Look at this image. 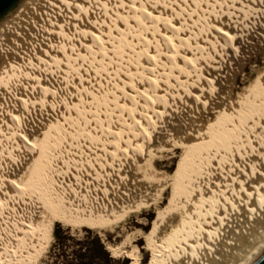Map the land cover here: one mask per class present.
I'll use <instances>...</instances> for the list:
<instances>
[{
    "label": "bare ground",
    "instance_id": "obj_1",
    "mask_svg": "<svg viewBox=\"0 0 264 264\" xmlns=\"http://www.w3.org/2000/svg\"><path fill=\"white\" fill-rule=\"evenodd\" d=\"M230 1L231 3H229ZM258 1L261 0H248L245 3L243 0H241L240 2H238L237 5V3H235L236 0H226V3L222 1L224 4L220 6V2L218 3V0H119L118 2H116V0H22L18 8L0 23V143L3 145L5 138L7 139L8 137H10L12 132L11 130V132L5 133V130L9 125L8 123H10L13 127V134L14 136H17L16 139H19V143L21 146L25 147L26 149H32L31 151H34V153H39V151L43 150L41 148L40 150L38 149V151H36L38 148H36V146H39V140L37 136L39 128L34 129L36 130V132L28 130H19L20 125L23 121L22 117L19 116L18 110L15 106L16 104H20L24 108L31 109L32 106L36 107L39 103H41V100H43L42 97L48 98L49 94H51L52 92L55 93V91H57L55 89L58 86L54 87L55 85L53 83L55 80H53V82H50L53 84L49 85L50 78L42 79L41 77L35 75V70L43 71L42 69L45 68L48 71L49 66L53 64H59V67L64 66V69L67 70V73L69 74L71 73V66H73L71 61H74L70 59L75 58L77 60L79 58H83L85 61L87 60L85 58L89 55H100L102 57L105 56L108 52L112 56V61L110 65L108 64L110 66V70H108L109 74L107 78L109 79L106 80L107 82H105V80L101 78V76L99 77L100 73L102 74L99 68L96 75L93 74L95 76L94 81H90V77H88L87 79L84 77H79V81L76 84V81L74 80L72 83L73 86H71H75L74 89H76V98L74 99V103L71 104L72 101L70 99L69 101L68 99H66L64 106L66 107L67 112L65 111V108H63L61 111L55 110L56 112L52 113L50 119V116L48 115V119L44 120V124H46V127L49 128L51 126H54V123L60 120L62 127L64 126L62 128L64 129L63 131L67 133L71 124L74 123V118L77 117L75 121H79V126H81L83 130L85 128L83 126L85 125V118H89L90 116L95 117V119L98 121L96 127L101 128V131L97 132H100L102 135H104L103 133L110 134V136L112 137V139H109L107 141V139H105L106 136L103 139H100L101 136L99 137L95 134V137L99 138V140L102 141H100L101 143L99 145V153H95L97 154V158L94 156V159H97V161H95L97 163H100L101 165H104V167L107 166L110 167L113 171H116L115 168H118V161L115 162L114 158H116L117 154H121L122 156L125 155L126 157L130 154H133L135 156L136 154H138V149L142 147V156L136 158V160L134 159L137 165H142L143 160H145L151 155L154 156L156 153H158L159 150L156 147L155 142L152 143L151 141H149L150 143L148 144V142H146L145 140L144 144L140 137L144 136V134H148L149 132H151L148 130V128L150 127L149 124L156 125L155 119L160 113H162L161 109H159V105H156L160 98L165 95L162 94V92L164 93V91L169 90V88H172L175 96L176 94L181 93L183 91L184 97H182L185 101H188L189 98L192 97V102L190 99L191 104H206L205 95L207 91L205 92L203 88H198L199 86H196L199 80L203 81L204 83H209L211 85L213 84L210 81L212 80L214 82V80L211 79L212 73L207 74L208 72H206L207 78L204 75L205 71H208L206 67L203 66V72L200 71V66L203 65V60L201 59L199 50H201V48L204 49L205 47L212 48V46L216 48V40L219 38L220 41L221 39L230 40L232 42L236 41V37L234 34V32L236 33V31L232 32V29L235 30V25L237 23L239 24L240 22L237 21V18L241 17L240 15L246 11L247 6L248 8H251V3L255 6ZM58 4L62 7V9L65 8L68 10L71 15L70 20L67 16V18L63 17L64 15H62L61 13L60 14L62 15V18L56 15L57 11H60V7H58ZM97 11H99L100 13ZM259 11L260 9L257 12ZM234 14L237 17V20H234ZM255 14L257 15V13ZM80 15L82 17L83 22L79 20ZM245 16L248 17V15ZM249 16L251 15L249 14ZM262 16H264V13L262 14ZM79 21L82 23H80ZM242 22H245V20ZM42 24H44L45 28H43ZM81 25L83 28L81 27ZM50 28L53 30V32ZM41 29H46L48 33H55L57 35V38L63 41L62 45L59 46L57 44H54L55 42L53 41V50L51 49L52 52L49 51V48L42 50L41 48L43 44L41 43L42 45H40V43H38V40L36 39L41 38V35L45 34V31L43 33L41 32V35L39 34V31ZM197 31H200L199 39L197 38ZM45 41L48 42L47 40ZM118 42L121 43L120 46ZM97 44H100L101 48H99ZM188 47H190L192 51H187ZM119 50L120 52L118 53ZM194 50L195 53H199L200 57L196 56V54H193ZM197 50L198 52H196ZM126 54L129 55L126 56ZM119 55H124V59L122 57H119ZM96 58H98V56ZM86 63L88 64V62L85 61V65ZM95 63L97 64L98 62L95 61ZM84 68L85 66H82V70H84ZM197 70H199V75L198 73H196ZM210 70L209 73L211 72ZM21 73L23 74L22 77H20ZM195 73L198 75V77L195 75ZM80 74H82V72ZM182 74L185 75V77ZM196 78L198 79V81H196ZM104 85H107L106 91L103 88L107 97H104L103 93H99L101 91L100 87ZM2 87L4 91H2ZM163 87L166 90L162 91ZM188 87H190L189 90ZM191 88L194 89L193 94L191 93ZM42 92L44 93V95ZM37 93L38 96L41 98H39L38 100H31V97H33ZM71 93L74 92H70V94ZM238 95L234 100L233 98L228 97V101H226V104H224L223 108H221L218 103L219 106L212 110V112L207 117V120H205L206 123L203 120L201 122L202 124H200V126H197V128L192 132H189L187 130L186 133L185 129L183 128L184 126L182 127L184 129L183 134L185 135L182 137V140H191L190 142L195 145L203 147L206 146L208 148V151L200 159L194 169V174L190 186L189 201L181 207L172 210L168 215H166L164 217L163 222L159 225L156 234L154 235L153 241L156 242L155 248L160 250V254L157 258L156 264H251L257 257H259V255H261V253L264 252V94L256 95V97L253 98L251 101V94L249 93L247 95L249 98L247 99L245 97L240 98L238 97ZM165 96L167 97L168 95ZM46 98L44 100H46ZM83 98H85L86 100L82 103L80 100ZM49 100L47 101L49 102ZM211 100L214 99L211 98ZM183 101H180L179 103H182ZM148 102L153 103L151 105H154L153 107H150L149 105V107L152 109H149V107L146 106ZM219 102H221V100ZM178 108L181 109L180 107ZM178 108L176 107V109ZM109 109H111L112 112L110 116H112L114 113L119 112V114L121 115L120 117L122 119V125L115 126L114 124H116L117 122H112L111 125H107L104 122V119L107 118V114L110 113ZM185 109H187V106ZM219 112H226L228 119L229 117L231 119H229L228 122H225L223 124L214 122L211 129L207 130L205 127L209 126L210 117L212 115L214 117L215 114ZM101 113H103L104 116L101 120H98V114L100 115ZM20 114H23V112L21 111ZM28 119H30V117ZM26 123H28V121ZM89 123H86V125ZM54 129L56 128H52V131ZM134 129H137L135 130L136 132H134ZM57 130L58 129H56L57 133H55L56 135L59 134L60 136L62 133L60 132V134ZM174 131L177 134H180L179 129ZM86 132L87 135L91 134V131L89 130ZM137 132L140 133V136L136 134ZM40 133L43 135L45 134V127L42 128ZM47 133H49V130ZM153 133H155V131ZM62 137L60 138L66 140L64 137ZM155 140L156 138H153V141ZM48 142L49 141L47 140V143ZM57 143H59V141ZM60 145H62V143H59L58 145L59 147H62ZM4 146L2 148H4ZM62 149L63 148H61V150ZM41 153L44 154V152ZM90 156H92V154H90ZM47 163L48 162H46V165ZM115 163L117 164L116 166ZM123 164V169H126V163ZM47 167L49 170V164ZM75 170L77 172V169ZM18 171H20V169ZM100 172L98 170L97 175ZM81 173L82 172H80V174ZM12 174L13 173H11L10 175ZM80 174H78L77 177L80 176ZM111 174L113 173L111 172ZM7 175L9 176V174ZM84 176L85 175L82 174V176H80V179L75 178V181H77V183H73V186L75 187V185L79 184L77 190L79 189V187H81V185L82 188H85L83 186H85V184H87V182L89 181V179L87 181V177H89V174L88 176ZM44 177L45 176H42V178ZM90 178L92 177L90 176ZM101 178H103V176ZM130 178L136 182V187L139 186V191L136 189L139 193V196H141V198L145 197L144 199L147 198L146 202L148 201L149 204L148 199L151 198L148 197H151L154 191L152 186H150V188L144 187L145 184H143L144 182L142 180H139V176L135 177L132 174V177ZM107 179L109 180V177ZM55 180H52L54 183H56L53 188H55L56 185L57 187L63 188L61 184L64 181L61 180L62 183L59 182V184L55 182ZM70 181L67 180L65 182ZM5 183V185H8L9 190L5 189L7 193L5 194V197L0 196V206L2 207V209L7 204V199L11 198L13 200L14 193H16L18 190H21L23 187L20 186L13 179L10 181H6ZM99 184H101V181ZM107 184L104 183V185ZM116 184L118 185V181ZM126 184L128 185L129 183ZM66 188L67 186L65 187V189ZM91 189L93 191V188ZM23 193L27 192L24 191ZM66 193L67 192H65V194ZM89 194L90 195L88 196L90 198L91 193ZM129 194V198H131V196H134V194L131 192ZM145 194L147 196H145ZM35 195H38V193ZM54 195L56 194L54 193ZM23 197L26 196L24 195ZM42 197L44 201V207L40 206L42 212H38V210V213H36V211L34 212L33 210H31V212H29L28 214V208H24L23 206V208L25 209L22 210L23 212H17L18 210L16 209V214L18 215L16 221L13 219V217L7 218L6 220L3 219L4 221H0V233H4L9 237V239H7L9 240L8 245L11 246L10 249H12V251L17 255L19 259H16L17 261H19L17 264H33L32 259L36 258V256H38V254L41 253L42 250H44V241L38 244L35 241L29 243V240L27 241V238L25 237L30 235L33 239H35V236L36 238L38 236L40 238L38 240L42 241V239H44V234L53 231L56 216L52 213V209L49 205V200H51L54 204V212L67 214L68 216L72 217L73 220L78 221L80 223L100 224L104 223L102 220L107 221L108 219H110L111 216H114L109 212V209L104 206L103 209L93 210V205L91 211H89V214H85V212H78V209H76L77 211L75 210L72 212L70 209H72L73 206H71L70 208L67 207L66 205L69 202L66 199L65 200L68 203L66 205H63L64 203H59L57 201L58 198L56 197L57 200L56 198H54L55 196H52L50 198L46 197V202L44 200V196ZM61 197L59 198L61 199ZM141 198L139 199V201L141 200ZM114 199H116V203L118 204V198L114 197ZM81 200L79 201L80 203ZM18 202L19 201H17V203ZM85 202L86 201H84V203ZM100 202L101 201H99V203ZM136 202H138V200ZM72 203H74L73 200ZM111 203L114 205L113 202ZM129 203L131 204V202ZM125 204L124 206H126ZM82 205L83 204H81V206ZM107 205H109V203ZM96 206H94V208ZM133 207L135 206L133 205ZM137 207L139 208L140 206ZM7 209H5V211ZM123 209L121 211L120 216L122 215ZM127 209L130 208L128 207ZM131 212H129V214ZM47 215V218H49L48 220L45 219ZM178 219L182 221L181 226L189 225L191 227V230L193 229L192 239L185 240V246L181 249L172 248V246L176 245L175 242L173 240H168L167 236L169 235H163L161 232L168 224H172ZM180 227H177L176 230L181 229ZM47 239L48 238H46V240ZM1 240L3 241L4 239ZM3 250H5V252L7 250V246L4 242L0 243V257L3 256ZM8 251L10 253V250ZM11 257L13 258V256ZM4 261H1L0 263L3 264ZM11 261L13 262V260ZM12 262H10V264Z\"/></svg>",
    "mask_w": 264,
    "mask_h": 264
},
{
    "label": "rangeland",
    "instance_id": "obj_2",
    "mask_svg": "<svg viewBox=\"0 0 264 264\" xmlns=\"http://www.w3.org/2000/svg\"><path fill=\"white\" fill-rule=\"evenodd\" d=\"M118 1L119 0H116V2H118ZM222 1L224 3H226L225 2L226 0L225 1L222 0ZM222 1L218 0V3L220 2L219 3L220 6L222 4H224ZM240 1L241 0H238V1L236 0L235 3H237V5H238V2H240ZM243 1L245 3L248 0H243ZM263 1L264 0L258 1L257 4L255 5L256 7L251 3V8H248V6L246 7L248 9V10L246 9V11L248 13L245 11L244 13H242L240 15L241 17L237 18L235 16V14H234V16H235L234 20L238 19L237 21L238 22L240 21L239 24L237 23L235 25L237 28L235 27V30L232 29V32L236 31V33L234 32L235 37H236V39H235L236 41L232 42L230 40L221 39V41H222L221 42L219 40L220 39L219 38V39L216 40V42H217L216 48H214L213 46H212V48H206L204 46L206 49L205 48L204 49L201 48V50H199V53L201 55V59L203 60L202 61L203 65L200 66L201 70L200 69L199 70L202 71V69H204V67H206L208 69V71L206 70L204 75L206 76L207 74H211L212 73V75H211L212 78L211 79L214 80V82L212 80L210 81L213 84V85H211L209 83H204L203 81H200V80L198 81V79L196 78L197 79L196 81H198V84H199V85L197 84L196 87L199 86L198 88H203L205 92L207 91L206 95H205V98H206L205 99V103L206 104H204V105H203V103L198 104V105L195 104V103L191 104V102H192L191 98L192 97H190L188 101H185L184 98H183L184 97V92L183 91L181 92L182 94L178 93L175 96L174 95V91L172 90V88L171 89L169 88L170 91L166 90L164 87L162 88L163 89L162 91L166 90V91H164V93L162 92V94L168 95L167 97L165 95H163V97L160 98L161 101L159 100L156 103V105H159V109H161L162 113H160L158 115L159 117L157 116V118L155 119V124L156 125L149 124L150 127L148 128V130L151 131V132H149L148 134H144V136L146 135L145 137L144 136L140 137L144 144H145V140H146V142H148V144L150 143L149 141H151L152 143L155 142L156 143V147L159 150H158V153H156L154 156L151 155L148 158H146L145 160H143L142 165H140V166L135 163V160H136V158H139V157L142 156V149H141L142 147H140L138 149L139 150L138 154H136L135 156L133 154L132 155L130 154L129 156L126 157L125 155L122 156L121 154H117L116 158H114V159H115V162L118 161L117 164H118V168L119 169L116 167L115 168L116 171H113L110 167H107V166L104 167V165H101L100 163L96 162L97 159H94V158L99 153V149H100L99 145H100V143L102 141L99 140V138H96L95 136L96 135H98L99 137L101 136L100 139H103L106 136L105 139H107V141L109 139H112V137L110 136V134L103 133L104 135H102L100 132H97V131H101V128H97L96 127V124H97L98 121L95 119V117H91L90 116L89 118H85V123H84L85 125L82 124L85 127L83 130H82V127L79 126V123H78L79 121L78 120L75 121V119L77 117L74 118V121H73L74 123L71 124V126H70L69 130L67 131V133L63 131L64 129H62V128L64 126L62 127V124H61L60 120L57 121L56 123H54V126H51L49 128H47L46 124H44L45 123L44 120L48 119V115L50 116L49 117V119H50L51 116H52V113H55L56 111H61L63 108H65V111H66V107L64 106L66 99H68V101L70 99L72 101V102L70 101L71 104L74 103V99L76 98V95H75V92H76L75 90L76 89H74L75 86L71 87V86H73L72 83H73L74 80L76 81V84L79 81V77H84L86 79L88 77H90V81H94V79H95L94 75H96V73L98 72V68H99L100 72H102V74L104 75L103 76L100 73L99 77L101 76V78H103L105 80V82H107L106 80L109 79V78H107L108 74H109L108 70H110V66L109 65L111 64V61H112L111 60L112 56L110 55V53L107 52L105 56H102L103 58L100 55H89V56H87L85 58L87 60H85V61L88 62V64L91 67L87 63L85 65V61H84L83 58H79L77 60L75 58L70 59V60H74V61H71L73 66H71L72 67L70 69L71 73H69V74L67 73V70L64 69V66L63 67H59V64H53V65L49 66L48 71L45 68L42 69L43 71H39V70H35L34 71L35 75L41 77L42 79H47V78L49 79L50 78L49 79V85L54 83V85H55L54 87H57V86L58 87L55 89V90H57V91H55V93L49 92L51 94H49L48 98L42 97L43 100H41V103H39L38 106H36V107L32 106L31 107V109L33 108L32 111H31L30 108L22 107L20 104H16L15 105L17 110H18V114H19L20 117H22V121H23L22 124L20 125L19 130L20 131L21 130H23V131L24 130L25 131L28 130V131L36 132V130H34V129L39 128V130H38L39 132H38V135H37L38 136V140H39L38 141L39 146H36V148L38 147L36 151H38V149L40 150L41 148L43 150L39 151V153H37V152L34 153V151L33 152L31 151L32 149L29 148L30 149L29 150L28 148L26 149L25 147L21 146L20 143H19V139L18 138L16 139L17 136H14V134H13L14 133L13 132V127L11 126L10 123H8L9 124L8 127H7L8 129L6 128L5 133H9V132L12 131L11 135L7 139L5 138V141L3 142V145L0 143V184L2 185V186L0 185V190H1L0 191V196L5 197V194H7L6 190L7 189L9 190L8 185H5L6 181H10V180L13 179L20 186H23V187H22L21 190H18L17 192L15 190L16 193H14L13 200L11 198L7 199L8 202L5 205V207H3V209L0 206V221H4L7 218H12V217L16 221V218L18 216L16 214V211L18 210L17 212H23L22 210H25L24 209L25 207L28 208V211L26 210L28 212V214H29V212H31V210H33L34 212L36 211V213L42 212L41 207H44V201H43V197L42 196H44V200H45L46 197L50 198L52 196L53 197L55 196L54 198L57 197L58 200H57V198H56V200L59 203H61V204L64 203L63 205H66L68 202L69 203L71 202L70 204L68 203L69 205L67 204L66 206L69 207V208L71 206H73L72 209H70L72 212L75 211L76 209H78V212H83V213L85 212V214H89V211H91L93 205L94 206L97 205L95 208L93 206V210L103 209L104 207H106V208L109 209V212L111 214H113L114 216L116 215L118 218L116 216L115 217L114 216H111V217L109 216L110 219H108L107 221L102 220L104 223H100V224L80 223L78 221L73 220V218L68 216L67 214L54 212L53 211L54 204H53V202L51 200H49V205H50V207L52 209V213H53V215L56 216L55 217L53 231L44 234V239H42V241L38 240V239H40L38 236H37V238L35 236L36 240L33 239L30 235H28L29 238H28V236L25 237V238H27V241L29 240L28 241L29 243H32L34 241L37 244L41 243L43 241H44L43 244L45 243L44 244V246H45L44 250H42V252L39 253L38 256H36V258L32 259V263L33 264H103V256L97 250L96 244H94V242H96L97 238L100 239L101 244H103V246L105 247L106 251L108 253H110L111 257L113 259L117 260V261H119V260H121V261L128 260L129 264H152L153 260H155V258H156V261H157V258L159 257V254H160V250L155 248L156 242L153 241L154 235L156 234V231H157L159 225L163 222L164 217L166 215H168L172 210L181 207L182 205H184L185 203H187L189 201L190 186H191V181H192V177H193V174H194V169L197 166V164L200 161V159L208 151V148L206 146L203 147V146L195 145V144L190 142L191 140H186V139L182 140V137L185 136L183 134V132H184L183 130L185 129L186 133H187V130L189 132H192L193 130H195L197 128V126H200V124H202L201 122L203 120L204 121L207 120V117L209 116V114L212 112V110L214 108H216L219 105L221 106V108H223L224 104H226V101H228L227 100L228 97L229 98H233V100H234L236 98V96L239 94L238 97H240V98L241 97H245L247 99V98H249L247 96L248 93H249V94H251V96H250V101H251L253 98L256 97V95L264 94V25H263L264 24V16H262V14L264 13V7H263L264 2ZM229 3H231V1ZM261 5H262V7H261ZM58 7H60V9H59L60 11H57L56 15L58 17H60V18H62V15H64L63 17L67 16L69 18V20H70L71 19V15L68 12V10L65 9V8L62 9V7L59 4H58ZM255 8H256V11H255ZM259 9H260V11L257 12ZM97 12H99V11H97ZM255 13H257L258 17H257V15ZM249 14L251 16H249ZM245 15H248V17L245 16ZM250 17H252L253 20ZM245 18H247V19H245ZM231 19H232V17H231ZM73 20H75V19H73ZM79 20L83 22L81 15L79 17ZM244 20H245V22H242ZM256 21L257 22L259 21V22L257 23ZM82 22H80V23H82ZM242 23H244L245 25L242 24ZM255 23H257V24H255ZM247 24L251 25V26H248ZM42 25H43V28H45L44 24H42ZM81 27H82V25H81ZM89 31H92V30H89ZM41 32L42 33L44 32L45 34H42V35H45V36H42ZM52 32H53V30H52ZM52 32L48 33V31L46 29H41L39 31V34L41 35V38H36V39L38 40V43H40V45L43 44L42 48L40 46V48L42 50H45L46 48L47 49L49 48V51L52 52V50H53L52 49V47H53L52 45H53L54 42H55L54 44H57L59 46L62 45L63 41L60 40L59 38H57V35L55 33L52 34ZM196 34L198 36L197 38L199 39L200 31H197ZM54 39H56V40H54ZM45 40H47L48 42H46ZM227 42H228V44H227ZM222 43H223V45H222ZM118 44L120 46L121 43L118 42ZM97 46L99 48H101L100 44H97ZM187 51H192V49L190 47H188ZM119 52H120V50L118 51V53ZM196 52H198V50ZM201 52H202V54H201ZM199 53H195V50H194L193 54H196V56H199ZM107 55H109V56H107ZM127 55H129V54H126V56ZM97 56H98V58H96ZM119 57L123 58L124 55L123 56L119 55ZM81 59H83V60H81ZM95 61H97L100 65L98 63L96 64ZM210 62H211V64H210ZM74 64H75V66H74ZM55 65H57V66H55ZM82 66H85L87 72L85 71V68H84V70H82ZM58 67H59V69H58ZM208 67H210L211 70ZM73 68H74V70H73ZM96 69H97V71H96ZM78 70L80 71V73L82 72V74H80ZM199 70H197V72H196V73H198V75H199V72H198ZM209 70L211 71L210 73H209ZM74 71H75V74H74ZM92 71H94V72H92ZM36 72H37V74H36ZM91 72H92V74H91ZM206 72H208V73L206 74ZM196 73H195V75L198 77V75ZM43 74H45V75H43ZM22 75L23 74L21 73L20 77H22ZM46 76H48V77H46ZM183 76L185 77V75H183ZM206 78H207V76H206ZM53 80H55V81L53 82ZM56 81H58V82H56ZM50 82H53V83H50ZM64 83H66V84H64ZM200 84L202 86H204V87H202ZM106 86L107 85H104V86L100 87L101 91L99 92L100 94L103 93L104 97H107L105 95V91L107 90ZM206 86H207V88H206ZM103 88L105 89V91H104ZM189 88L190 87H188V90H189ZM190 90H191V93L193 94L194 89L191 88ZM2 91H4L3 87H2ZM70 92H74V93L70 94ZM43 95H44V93H43ZM53 95H55V96H53ZM227 95H229V96H227ZM37 96H38V93L35 94L33 97H31V100H38L39 98H41V97H39V96L37 97ZM210 96L215 101L211 100ZM45 98H46V100H44ZM190 99H191V102H190ZM47 100H49V102ZM85 100L86 99L83 98L80 101L83 103ZM220 100H221V102H219ZM180 101H183V102L179 103ZM37 103H38V101H37ZM183 103H185V104H183ZM218 103H219V105H218ZM152 104H153L152 102H148L146 106L149 107V105H150V107H153L154 105L151 106ZM182 105L183 106L185 105L184 108H183ZM211 105H212V107H211ZM186 106H187V109H185ZM150 107H149V109H152ZM176 107L177 108L180 107L181 109H179V108L176 109ZM46 108H47V110H46ZM27 109L29 111H31V112H29ZM21 111L23 112V114H20ZM109 111H110V113L107 114V118L104 119V122L107 125H111L112 122L119 123V124H117V123L114 124L115 126L122 125V119L120 117L121 115L119 114V112L118 113H114L115 115L113 114L112 116H110V114L112 113L111 109H109ZM28 113H30V114H28ZM75 115H78V114H75ZM25 116H28V117H25ZM103 116H104L103 113H101L100 115L98 114V120H101L103 118ZM29 117H30V119H28ZM172 119H173V121H172ZM229 119H231V118L229 117ZM229 119H228V116H227L226 112L225 113L224 112L216 113L214 117H213V115L210 117V124H209V126H206L205 128L207 130L211 129V127L213 126L214 122H217L219 124H223L225 122H228ZM95 120H96V122H95ZM27 121H28V123H26ZM89 121H90V123H89ZM92 121H94V122H92ZM120 121H121V124H120ZM183 121H185V122H183ZM186 122L187 123L189 122V123L187 124ZM86 123H89V124L86 125ZM205 123H206V121H205ZM158 125H159V127H158ZM44 127H45V134L43 135L40 132H41L42 128H44ZM52 128L58 129L57 131L59 133L61 132L62 134L60 133L61 134L60 136H59V134L56 135V133H57L56 129H54L55 131L54 130L52 131ZM178 129L180 131V134H177L174 131V130H178ZM48 130H49V133H47ZM88 130L91 131L90 135L86 134L87 133L86 131H88ZM135 130H137V129H134V132H136ZM170 130H172V131H170ZM73 131H74V133H73ZM154 131H155V133H153ZM140 133H141V131H140ZM140 133L137 132L136 134H138V136H140ZM147 135H148V137H147ZM52 136H53V138H52ZM62 136L66 140L61 139L60 137H62ZM176 136H177V138H176ZM9 138H10V140H9ZM142 138H144V139H142ZM146 138L147 139L149 138V139L147 140ZM151 138H152V140H151ZM153 138L154 139L156 138V140L153 141ZM47 140L49 141L48 143H47ZM57 140L59 141V143H62V145H60L62 147L58 146L59 143H57L58 142ZM1 145H2V147L5 145L4 148H2ZM118 145H119V143H118ZM5 148H7L8 150L5 149ZM61 148H63V149L61 150ZM23 150L24 151L27 150V151L24 152ZM41 152H44V154L41 153ZM95 153H97V154H95ZM90 154H92V156H90ZM32 155H34V156H32ZM128 157H129V159H128ZM127 160H129V161H127ZM46 162H48L47 165H46ZM123 163H126V166H125L126 169H123V165H124ZM48 164H49V170H48V167H47ZM117 164L115 163V166ZM16 167L17 168L19 167V168L17 169ZM97 167H98V169H97ZM44 168H47V169H44ZM72 168L74 169V171H73ZM19 169H20V171H18ZM75 169H77V172H76ZM82 169L84 170V172H83ZM98 170H99V172L101 170V172H100L101 176H100V173L97 175V171ZM58 171H60V172H58ZM120 171H122V172H120ZM201 171H202V169H201ZM80 172H82V173L80 174ZM111 172L113 174H111ZM115 172H116V175H115ZM11 173H13V174L10 175ZM91 173L94 174L95 176L92 175ZM7 174H9V176ZM56 174H57V177H56ZM78 174H80V176H82V174H84L85 176H88V174H89V177H87V181H88V179H89V181L87 182V184H85V186H83L85 188H82V185H81V187H79V189L77 190L79 184H77V185L74 184L75 187H76L75 188L73 186V183H77V181H75L76 180L75 178L80 179V176L77 177ZM123 174H124V176H123ZM128 174H129V176H128ZM132 174L135 177L139 176V180H142L144 182L143 184H145L144 187L150 188V186H152V188L154 189L153 195H151V197L150 196L148 197V198H151V199H148L149 200V204H148V201L146 202L147 198L144 199L145 197L144 198L142 197L143 198V200H142L141 196H139V193H138L139 186L136 187V185H137L136 182L130 178V177H132ZM50 175H51V178H50ZM69 175H71V176H69ZM42 176H45V177L42 178ZM58 176H59V178H58ZM90 176L92 178H90ZM102 176H103L104 179L101 178ZM127 176H128V179H127ZM46 177L47 178L49 177V178L47 179ZM71 177H73V178H71ZM106 177L107 178L109 177V180ZM6 178H8V179H6ZM93 178H95V179H93ZM120 178H121V180H120ZM51 179L53 181L56 179L55 182H57V183H59V182L62 183V181L65 182L67 180L68 181L71 180V181L70 182H65V183L63 182L61 184L63 186V188L57 187V185H56L55 188H53L56 183H54ZM63 179H65V180H63ZM110 179H112V180H110ZM100 181H101V184H99ZM117 181H118V185L116 184ZM122 182H123V184H122ZM104 183H106V184L108 183V184L104 185ZM126 183H129V184L127 185ZM91 184H92V186H91ZM65 185L67 186L68 189L67 188L65 189V187H66ZM71 185H72L73 188L71 187ZM95 185H96V187H95ZM103 185L106 186V187H104ZM109 185H110V187H109ZM133 186L136 187V188H134ZM91 188H93V191H92ZM107 188H108L109 191L110 190L111 191L109 192L107 190ZM132 188L135 191H133ZM82 189H83V191H82ZM100 189H102V190H100ZM124 189H125L126 192L124 191ZM57 190L58 191L60 190L59 193H58ZM69 190H71V191H69ZM96 190H97V192H96ZM104 190H106V191H104ZM22 191L23 192L25 191L28 194L27 193H23ZM79 191H80V193H79ZM107 191H108V193H107ZM129 191L131 193H133L135 197L131 196V198H129V195H130ZM61 192H62V194H61ZM65 192H67V193L65 194ZM119 192H120V194H119ZM37 193H38V195H35ZM54 193L56 195H54ZM89 193H91L90 198L88 196V195H90ZM39 194H40V196H39ZM92 194H93V196H92ZM15 195H16V197H15ZM21 195H23V196L25 195L26 197H23ZM58 195H60V196H58ZM85 195H87L88 197L85 196ZM34 196L37 197V198H35ZM67 196H69V197H67ZM145 196H147V195L145 194ZM59 197H61V199ZM86 197H87V199H86ZM106 197H107V199H106ZM114 197L118 198V200L120 201V202L118 201V204L116 203V199H114ZM68 198L70 199V201H69ZM123 198H124V200H123ZM140 198H141V200L139 201ZM14 199H16V200H14ZM65 199L68 200V202H66ZM9 200H10V202H9ZM72 200H73L74 203H72ZM80 200H81V203L79 202ZM83 200L86 201V202L84 203ZM102 200L105 203V205L102 202ZM137 200H138V202H136ZM14 201H16V202H14ZM17 201H19V202L17 203ZM20 201H21V203H20ZM99 201H101V202L99 203ZM45 202H46V200H45ZM91 202H92V204H91ZM111 202H113L114 205ZM129 202H131L132 205ZM141 202L144 205H142ZM27 203H28V205H27ZM108 203H109V205H107ZM137 203H138V205H137ZM61 204H59V205H61ZM81 204H83V205L81 206ZM120 204H122V205H120ZM124 204L126 206H124ZM133 205L136 208L133 207ZM23 206H24V208H23ZM137 206H140V207L138 208ZM7 207H8V209H7ZM13 207H14L15 210L13 209ZM115 207H116V209H115ZM118 207H119V209H118ZM128 207L130 209H127ZM123 208L126 209V210H124ZM131 208H132V210H131ZM133 208H134V210H133ZM5 209H7V210L5 211ZM111 209L113 211L115 209V211L113 212ZM122 209H123L124 214L122 212L123 216L122 215L120 216ZM82 210H84V211H82ZM14 211H15V213H14ZM131 211H133V212H131ZM129 212H131V213L129 214ZM125 214H128V215H125ZM47 217H48V215L46 216L45 219L48 220L49 218H47ZM106 218H108V217H106ZM115 218H116V220H115ZM117 219H120V220H117ZM109 220H111V221H109ZM181 223H182V221L180 219H178L174 223L168 224L161 231L163 235L166 234V235L170 236V237L167 236L168 240H173L175 242L176 245L172 246V248L181 249L182 247L185 246V244H184L185 240L192 239V231H193V229L191 230V227L189 225L181 226L182 225ZM14 227H16V226H14ZM177 227H180L181 229L176 230ZM0 236H1L0 243L4 242L5 245L7 246V250H6L7 253L5 252V250L2 251V255L3 256L0 257V262L5 260L3 264H10V262H12L11 260H13V262L11 264H15V263L17 264L19 262V261L16 260V259H18V257L12 251V249H10L11 246L8 245L9 240H7V239H9V237L6 234H4V233H2V234L0 233ZM65 237H69L70 240L63 241V239ZM46 238H48V239L46 240ZM1 239H4L5 241L4 240L2 241ZM79 241H89V244H91L93 242V245H90L92 247V249H94L93 253H90L87 256V258H85V259H82L81 256H80L82 254V252H85V250H83V248H85V247H81L79 245L80 244ZM63 242H65V246L61 247V243H63ZM8 250H10V253H9ZM11 251H12V253H11ZM11 256H13V258ZM14 256H15V258H14ZM0 264H2V263H0Z\"/></svg>",
    "mask_w": 264,
    "mask_h": 264
},
{
    "label": "trees",
    "instance_id": "obj_3",
    "mask_svg": "<svg viewBox=\"0 0 264 264\" xmlns=\"http://www.w3.org/2000/svg\"><path fill=\"white\" fill-rule=\"evenodd\" d=\"M60 239V238H59ZM70 240L69 237H65L63 239V241H67ZM80 242V246L81 247H85L83 248V250H85V252H82V254L80 255L82 259L87 258V256L90 253H93L92 247L90 245H93V242L91 244H89V241H79ZM94 244H96L97 250L100 252V254L103 256V264H129L128 260H124V261H117L115 259H113L110 255V253H108L105 249V247L103 246V244H101V241L99 238L96 239V242H94ZM65 246V242L61 243V247ZM156 258L155 260H153L152 264H156Z\"/></svg>",
    "mask_w": 264,
    "mask_h": 264
},
{
    "label": "water",
    "instance_id": "obj_4",
    "mask_svg": "<svg viewBox=\"0 0 264 264\" xmlns=\"http://www.w3.org/2000/svg\"><path fill=\"white\" fill-rule=\"evenodd\" d=\"M22 0H0V23L15 11ZM251 264H264V252Z\"/></svg>",
    "mask_w": 264,
    "mask_h": 264
}]
</instances>
